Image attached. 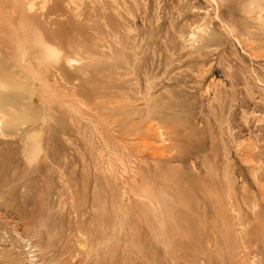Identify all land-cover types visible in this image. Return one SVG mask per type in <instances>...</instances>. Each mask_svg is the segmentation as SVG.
Listing matches in <instances>:
<instances>
[{
    "label": "rangeland",
    "instance_id": "rangeland-1",
    "mask_svg": "<svg viewBox=\"0 0 264 264\" xmlns=\"http://www.w3.org/2000/svg\"><path fill=\"white\" fill-rule=\"evenodd\" d=\"M263 9L0 0V264H264Z\"/></svg>",
    "mask_w": 264,
    "mask_h": 264
},
{
    "label": "bare ground",
    "instance_id": "bare-ground-1",
    "mask_svg": "<svg viewBox=\"0 0 264 264\" xmlns=\"http://www.w3.org/2000/svg\"><path fill=\"white\" fill-rule=\"evenodd\" d=\"M256 3V2H255ZM253 5V4H252ZM261 8V7H260ZM32 10V9H31ZM260 10H262V9H260ZM264 10V9H263ZM262 14V13H261ZM216 17V16H215ZM217 18V17H216ZM260 20V19H259ZM226 23V22H225ZM229 27V26H228ZM216 34V33H215ZM214 34V35H215ZM232 34V33H231ZM184 36V35H183ZM194 36V35H193ZM216 36V35H215ZM25 37H26V35H25ZM119 38V37H118ZM194 38V37H193ZM26 39V38H25ZM208 40V39H207ZM31 41H33L32 39H31ZM191 41V40H190ZM209 41V40H208ZM239 43V42H238ZM28 44V45H27ZM199 44V43H198ZM244 45V44H243ZM33 46V44H30V42L29 43H27L26 42V46L23 48V50H24V52H28L29 53V51H31L32 50V52L33 51H35V52H38L40 49L39 48H35V47H32ZM191 46V45H190ZM193 47V46H192ZM63 53V52H62ZM27 53H25V55H26ZM31 55V54H30ZM32 57V56H31ZM23 58V57H22ZM30 59V58H29ZM41 59V58H40ZM71 59V58H70ZM42 60V59H41ZM45 60V59H44ZM23 61V60H22ZM31 61H32V58H31ZM76 61V60H75ZM44 62V61H43ZM72 62V61H71ZM45 63V62H44ZM41 64H43V63H41ZM71 64V63H70ZM69 64V65H70ZM36 66V65H35ZM38 66V65H37ZM44 66V65H43ZM212 66V65H211ZM34 67V66H33ZM41 67V66H40ZM39 68V67H38ZM43 68V67H42ZM41 71V70H40ZM3 72H5V71H3ZM42 72V71H41ZM1 73V72H0ZM5 74V73H4ZM21 74H23V73H21ZM25 75V74H24ZM36 75V74H35ZM1 76V75H0ZM4 76V75H3ZM7 75H5V77H6ZM13 76V75H12ZM27 78V77H26ZM55 78V77H54ZM43 79V78H42ZM212 79V78H211ZM10 80H12V79H10ZM19 82H17V84H18ZM30 83V82H29ZM57 83V82H56ZM19 84H21V85H23V83H19ZM26 84V83H25ZM29 85V84H28ZM0 88H3L2 86L0 87ZM30 88H31V85H30ZM4 89V88H3ZM7 90V89H6ZM28 90V89H27ZM34 90V89H33ZM60 91H61V89H60ZM151 91V90H150ZM208 91V90H207ZM15 93V92H14ZM64 93H65V91H64ZM7 94V93H6ZM0 95H2V93L0 94ZM4 95V94H3ZM2 95V96H3ZM65 96V95H64ZM4 97V96H3ZM6 99V98H5ZM11 100V99H10ZM8 101V100H7ZM10 102V101H9ZM10 104H11V102H10ZM81 104V103H80ZM8 106V105H7ZM12 107H13V105H11ZM1 107H3V106H1ZM9 107V106H8ZM3 108H5V107H3ZM14 108H16V107H14ZM1 112V111H0ZM10 112V111H9ZM8 112V113H9ZM25 115H27V114H25ZM5 116V115H4ZM3 116V114H2V116H1V113H0V127H1V125L3 124V122H2V117H4ZM14 116V115H13ZM30 116V115H29ZM11 117V116H10ZM14 118V117H13ZM15 119V118H14ZM17 119V118H16ZM37 121V120H36ZM39 121V120H38ZM37 121V122H38ZM47 121V120H46ZM16 122V121H15ZM13 123V122H12ZM11 123V124H12ZM36 123V122H35ZM17 124V123H16ZM15 124V125H16ZM147 124V123H146ZM10 125V124H9ZM42 125H43V123H42ZM35 126V125H34ZM44 129V128H43ZM23 134V133H22ZM37 136V135H36ZM42 136V135H41ZM40 141H41V139H40ZM153 143V142H152ZM147 144V143H146ZM144 147V146H143ZM147 147V146H146ZM225 157V156H224ZM241 178V177H240ZM75 184V183H74ZM141 194V193H140ZM141 197L143 198V196L141 195ZM147 198V197H146ZM148 199H151V198H149L148 197ZM147 199V200H148ZM152 201V200H151ZM151 201H149V202H151ZM156 208V207H155ZM154 208V209H155ZM183 208V207H182ZM115 209V208H114ZM257 209V208H256ZM128 210V209H127ZM156 210V209H155ZM187 214V213H186ZM192 214V213H191ZM132 216V215H131ZM135 217V216H134ZM159 219H160V217H159ZM161 220V219H160ZM161 222H163V221H161ZM105 227V226H104ZM119 229V228H118ZM158 229V228H157ZM106 233V232H105ZM120 235V234H119ZM101 238V237H100ZM116 238V237H115ZM119 238V237H118ZM102 240V239H101ZM104 240V239H103ZM113 242V241H112ZM106 246V245H105ZM95 248V247H94ZM103 250V249H102ZM106 254V253H105ZM104 254V255H105ZM100 255V254H99ZM100 257V256H99ZM98 259V258H97Z\"/></svg>",
    "mask_w": 264,
    "mask_h": 264
}]
</instances>
